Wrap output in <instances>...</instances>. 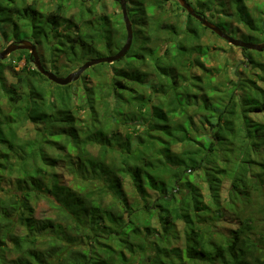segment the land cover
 Wrapping results in <instances>:
<instances>
[{
	"label": "trees",
	"instance_id": "obj_1",
	"mask_svg": "<svg viewBox=\"0 0 264 264\" xmlns=\"http://www.w3.org/2000/svg\"><path fill=\"white\" fill-rule=\"evenodd\" d=\"M106 1L0 0V38L33 41L67 76L125 45ZM194 1L264 40L249 0ZM126 2L130 50L70 85L29 51L0 61V264H264V51L242 49L233 80L175 0ZM41 202L52 216L38 220Z\"/></svg>",
	"mask_w": 264,
	"mask_h": 264
},
{
	"label": "rangeland",
	"instance_id": "obj_2",
	"mask_svg": "<svg viewBox=\"0 0 264 264\" xmlns=\"http://www.w3.org/2000/svg\"><path fill=\"white\" fill-rule=\"evenodd\" d=\"M42 1L47 2L49 0H42ZM187 1L193 7H195L196 9L195 8L194 9L197 11V7L194 4L195 1L194 0H187ZM225 1H226V3H228L227 1H229V0H225ZM173 4H175V2H173ZM247 5L252 9V11L255 12L256 15H258L257 17L262 19V22L264 25V0H249L247 2ZM101 11H102V9H101ZM103 11H104V13H106V15L110 16L113 20L118 19L123 14L122 10L110 0L106 1V5L104 6ZM227 12L228 11L225 10V13H227ZM205 13L207 15L206 14L202 15L204 18H206L210 22L218 25L222 30H224L227 34H229L230 36H232L234 38L242 39V36L246 35L248 33L247 29L243 25L238 24V23L231 24V28H228L226 30V28H224L220 25L218 20L214 19L216 17V15H214L215 12H213L212 14L209 12H205ZM186 14H187V12H181V14H180L179 23L182 25L183 29L185 27ZM174 38H175V36L172 37V39H174ZM23 39H25V38H23ZM23 39H21V40H23ZM12 42H15V41H12ZM12 42H4V41H2V38H0V52L5 47H7L9 44H11ZM247 42H250V41H247ZM262 42H260V43H262ZM202 44H203V50L207 51L208 60L206 61V63L208 65H215L218 68L223 69V72H226L227 75L233 80L238 79L239 74L245 75V72H244L243 67H242V64L244 63L245 58H244V53H243L241 48H237V47L230 45L226 40L218 37L216 34L212 33L210 30H207L206 32L203 33ZM14 53H16V52H14ZM105 54H108V53H105ZM15 57H16V55H15ZM46 58H47V61L49 62L50 61L49 58L48 57H46ZM25 64H26L25 60H22L20 63H17V64L15 63V61H13L12 65L14 67L13 68L14 72L8 70V77H9L10 82H12L14 80L15 73H18L21 70V68L23 66H25ZM48 65H50V63H48ZM48 70H51V69L48 67ZM194 72H196L197 75L201 74V70H199V69H194ZM253 73H257L259 75L260 72L254 70ZM59 76L64 77L65 74H59ZM241 77H244V76H241ZM66 179L70 180L71 177L66 176ZM126 190L130 191L129 185H127ZM51 216H52V213H51V211H50V209L46 203L41 202L40 204H38L37 210H36V218L38 220H43V219H46V218L51 217ZM218 230L226 233L228 231L226 228V223H224L223 225L221 223L218 227ZM177 246L183 247L181 240L179 241Z\"/></svg>",
	"mask_w": 264,
	"mask_h": 264
},
{
	"label": "water",
	"instance_id": "obj_3",
	"mask_svg": "<svg viewBox=\"0 0 264 264\" xmlns=\"http://www.w3.org/2000/svg\"><path fill=\"white\" fill-rule=\"evenodd\" d=\"M118 1L121 4L128 37H127L125 45L116 54L88 60L77 71H74L68 74L67 76L61 77L57 75L56 73L44 67L41 61L39 52H38L37 45L28 39H23L20 41L12 42L7 47H5L0 52V61L6 60L14 52L22 51V50L29 51L30 58L33 61V64L36 67V69L43 76H45L50 82L60 85V86H67V85H70L78 81L86 70L96 65H99L102 63L113 64L117 61H120L122 58L125 57V55L127 54V52L130 50L132 46L133 28H132V23L130 22V19L128 17L126 0H118ZM176 1L180 4V6L183 9L186 10L188 14H190L192 17L200 21L204 27L214 32L217 36L226 40L230 45L237 47V48L245 49V50H253L257 52L264 51V40L262 43H256V42H247L242 39L234 38L230 36L229 34H227L224 30H222L218 25L210 22L209 20L204 18L201 14H199L187 0H176Z\"/></svg>",
	"mask_w": 264,
	"mask_h": 264
}]
</instances>
